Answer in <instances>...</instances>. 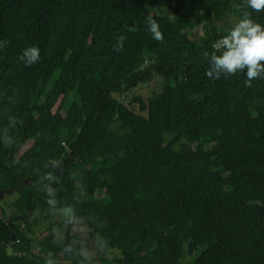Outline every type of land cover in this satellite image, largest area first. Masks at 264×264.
I'll return each mask as SVG.
<instances>
[{"label":"trees","instance_id":"16d2710c","mask_svg":"<svg viewBox=\"0 0 264 264\" xmlns=\"http://www.w3.org/2000/svg\"><path fill=\"white\" fill-rule=\"evenodd\" d=\"M241 3L0 0V138L16 121L14 143L0 140V193L13 190L0 208V264L84 259L72 223L65 238L53 230L62 224L46 203L47 172L57 207H74L87 240L120 252L84 264H264V78L210 79L203 56ZM252 19L264 25V11ZM31 46L40 59L26 66ZM153 76L160 91L123 102Z\"/></svg>","mask_w":264,"mask_h":264},{"label":"clouds","instance_id":"9594fccd","mask_svg":"<svg viewBox=\"0 0 264 264\" xmlns=\"http://www.w3.org/2000/svg\"><path fill=\"white\" fill-rule=\"evenodd\" d=\"M250 9L251 11H248ZM236 10L241 13V18L237 23L230 27L227 33L213 45L212 53L205 51L204 58L207 59L209 65L205 75L210 79H219L222 75L233 76L237 73H246L245 87H251L252 81L255 79L264 78V25L255 22L252 19V12L264 11V0H242L241 4L236 6ZM147 30L152 34V37L157 41H163L164 36L160 30L157 21L149 16L146 18ZM128 31H136L135 27H129ZM124 36L117 38V51L122 50ZM19 59L25 63L26 66H31L39 62L40 49L36 46L25 48ZM15 118L9 117V123L4 127L5 136L0 138L5 147H9L14 143L13 137L7 135L8 128L15 127ZM16 161H13L15 163ZM54 168L59 167V163L52 165ZM47 167V165H46ZM73 176L70 178H73ZM58 182V178L53 172H47L41 177L43 184V191L46 193L50 211L53 214L61 215L66 224L72 223L75 225L82 217L75 214V209L71 205L64 207H57L58 200L56 198V190L50 185H45V181ZM65 253L73 252L71 246L64 247ZM84 259L80 264L89 259V254L86 248L76 250V253ZM49 257L52 255L48 254ZM47 264H55L52 259L47 260Z\"/></svg>","mask_w":264,"mask_h":264},{"label":"rangeland","instance_id":"374dc122","mask_svg":"<svg viewBox=\"0 0 264 264\" xmlns=\"http://www.w3.org/2000/svg\"><path fill=\"white\" fill-rule=\"evenodd\" d=\"M157 12H162L163 14H167L165 9H158ZM229 23L231 25H234L238 21L232 18L228 19ZM199 36H201V31H195L194 32V38L198 39ZM161 90V79L157 76H153L151 80L145 84H139L135 88H133L130 91H124L122 95V99L124 103H128L133 95H138L142 97L143 99H147L148 96H150L153 92H158ZM118 124L112 125L111 129L115 128ZM131 131L130 128L128 127H123L122 131L120 132L121 134L129 133ZM24 152V149L21 151V153ZM24 181H21L19 183V186H23ZM12 201V197L7 195L6 197L3 196V200L0 201V208L5 209L7 212L9 211L8 204ZM52 222L55 224L57 222L62 224V227L59 228L57 226H53V230L62 238L66 237V231H67V225L65 223L64 218L61 215H57ZM49 226L48 224H46ZM73 232L76 234L80 240L84 243L86 250L89 254V259L91 260H108V259H113L114 256H120V252L118 249L110 248L107 251H104L100 245V239H92V240H87V236L89 234V228L88 226L83 222L79 221L75 225H73ZM37 252V250H36ZM98 264H100L98 262Z\"/></svg>","mask_w":264,"mask_h":264},{"label":"water","instance_id":"95a60500","mask_svg":"<svg viewBox=\"0 0 264 264\" xmlns=\"http://www.w3.org/2000/svg\"><path fill=\"white\" fill-rule=\"evenodd\" d=\"M29 182H31L32 181V178H29V180H28ZM13 190H9V191H7L6 193H9V192H12ZM5 192H1L0 193V197H3L5 194H6Z\"/></svg>","mask_w":264,"mask_h":264}]
</instances>
